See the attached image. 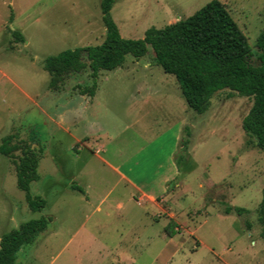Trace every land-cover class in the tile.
<instances>
[{
    "label": "rangeland",
    "instance_id": "obj_1",
    "mask_svg": "<svg viewBox=\"0 0 264 264\" xmlns=\"http://www.w3.org/2000/svg\"><path fill=\"white\" fill-rule=\"evenodd\" d=\"M211 1L116 0L112 16L122 37L143 39L149 28L186 19ZM219 1L258 65L264 0ZM105 37L101 0H0V144L14 131L39 140L44 156L32 192L48 203L30 210L14 164L0 153V239L23 222L52 218L16 263L264 264V151L243 129L253 98L223 90L199 114L151 47L100 70L87 107L78 89L94 83L87 74L60 91L49 87L47 57ZM131 182L157 196L161 208ZM229 205L248 212L227 214Z\"/></svg>",
    "mask_w": 264,
    "mask_h": 264
},
{
    "label": "trees",
    "instance_id": "obj_2",
    "mask_svg": "<svg viewBox=\"0 0 264 264\" xmlns=\"http://www.w3.org/2000/svg\"><path fill=\"white\" fill-rule=\"evenodd\" d=\"M116 0H101L102 20L106 29L104 41L97 46L65 50L45 59L44 68L50 74L49 87L60 91L67 79L87 74L94 80L91 86L78 85L82 94L94 96L100 70L112 71L124 65L127 56H145L153 49L154 61L163 70L173 74L191 109L199 114L207 112L212 99L223 90L253 98V104L243 120L245 132L256 139V146L264 151V28L257 39L258 65L251 62L252 49L247 38L227 6L213 0L186 19L163 28H149L143 39L121 36L113 19ZM18 42L23 35L12 32ZM187 145V141L186 144ZM0 153L11 159L15 166L17 185L25 192L26 202L32 211L42 212L47 200L32 192V184L40 179L39 164L44 150L34 137L23 139L14 131L3 138ZM73 190L85 192L72 184ZM247 213L242 207L226 206L225 213ZM258 220L264 239V198L258 209ZM52 218L42 215L21 223L18 228L0 239V264H17V253L27 244L35 242L45 232ZM172 221L167 231L172 234Z\"/></svg>",
    "mask_w": 264,
    "mask_h": 264
},
{
    "label": "crops",
    "instance_id": "obj_3",
    "mask_svg": "<svg viewBox=\"0 0 264 264\" xmlns=\"http://www.w3.org/2000/svg\"><path fill=\"white\" fill-rule=\"evenodd\" d=\"M13 5V3H11V6ZM12 18H13V15L11 14ZM14 19H9L8 23L9 24H13ZM14 31H18L20 32L19 30H13L12 32ZM11 32V33H12ZM22 34V32H20ZM23 35V34H22ZM24 37V36H23ZM25 39V38H24ZM81 93V92H80ZM81 96L86 100L85 104H86V107L89 106V104H91L94 100V98L97 96V93H95L94 96H89V95H86V94H81ZM63 121V120H62ZM77 140V139H76ZM89 140V139H88ZM86 146V145H85ZM124 178H127L125 175H123ZM132 183V182H131ZM132 185L136 188V190L139 192V194H141V198H147L150 202L156 204L157 206H159L161 208V205L159 204V202L157 201V196H154V195H151L145 191H143L141 188L137 187L134 183H132ZM83 193V192H82ZM164 210V212H166V210L164 208H162Z\"/></svg>",
    "mask_w": 264,
    "mask_h": 264
}]
</instances>
